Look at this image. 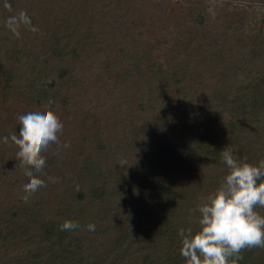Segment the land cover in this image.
Masks as SVG:
<instances>
[{
  "label": "trees",
  "instance_id": "1",
  "mask_svg": "<svg viewBox=\"0 0 264 264\" xmlns=\"http://www.w3.org/2000/svg\"><path fill=\"white\" fill-rule=\"evenodd\" d=\"M4 2L0 264H186L179 230H198L199 206L228 172L221 151L264 159V19L253 7L264 0ZM20 11L39 31L14 37L5 21ZM36 110L64 129L44 153L47 186L25 202L29 178L3 137ZM66 220L80 227L62 231ZM241 255L264 264V248Z\"/></svg>",
  "mask_w": 264,
  "mask_h": 264
},
{
  "label": "clouds",
  "instance_id": "2",
  "mask_svg": "<svg viewBox=\"0 0 264 264\" xmlns=\"http://www.w3.org/2000/svg\"><path fill=\"white\" fill-rule=\"evenodd\" d=\"M4 7L12 10L8 0H5ZM5 27L16 38L21 37V28L39 31L32 25L26 11L7 17ZM18 122L19 135L5 136L3 142L7 144L10 140L18 148V165L29 178V182L23 185L25 195L22 199L27 202L30 196L47 186L42 178L47 165L44 153L53 144H61L64 125L52 110L30 111L19 115ZM63 146L69 147L67 144ZM221 159L228 172L215 192L199 206L198 230H179L182 238L180 255L186 264H238L243 259L241 253L244 249L264 248V215L256 211L258 207L264 208V159L258 164L238 161L231 147L221 151ZM119 164L122 167L129 165L126 160ZM79 227L71 220L60 226L62 231ZM86 227L89 231L95 230V224Z\"/></svg>",
  "mask_w": 264,
  "mask_h": 264
},
{
  "label": "rangeland",
  "instance_id": "3",
  "mask_svg": "<svg viewBox=\"0 0 264 264\" xmlns=\"http://www.w3.org/2000/svg\"><path fill=\"white\" fill-rule=\"evenodd\" d=\"M256 6L257 14L255 15V19L258 21H261L264 19V7H258L259 5H253V7Z\"/></svg>",
  "mask_w": 264,
  "mask_h": 264
}]
</instances>
